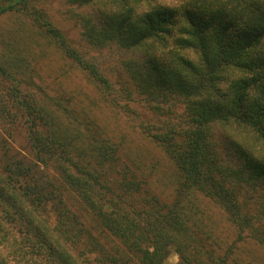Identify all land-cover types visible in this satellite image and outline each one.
<instances>
[{"label": "trees", "instance_id": "1", "mask_svg": "<svg viewBox=\"0 0 264 264\" xmlns=\"http://www.w3.org/2000/svg\"><path fill=\"white\" fill-rule=\"evenodd\" d=\"M68 1L110 3L92 30L101 44L146 47V92L131 90L137 74L127 64L132 81L119 92L39 0L2 2L0 17H34L115 105L122 95L184 104L183 119L144 126L174 165L176 198L153 192L142 164L122 157V144L81 116L73 97L39 94L34 67L0 31V126L22 122L34 151L13 152L0 133V264H169L172 252L178 264H264V0ZM220 137L240 164L224 163ZM191 192L214 201L230 233L198 215Z\"/></svg>", "mask_w": 264, "mask_h": 264}, {"label": "rangeland", "instance_id": "2", "mask_svg": "<svg viewBox=\"0 0 264 264\" xmlns=\"http://www.w3.org/2000/svg\"><path fill=\"white\" fill-rule=\"evenodd\" d=\"M5 1L7 0H0V3ZM38 4L39 10L45 11L53 24L62 31L69 46L93 62L119 92L121 87H125L123 84L127 85L132 81L128 79L130 75L126 64L137 74L134 80L138 88L136 89V85H131V90L137 92L138 89H141L140 91L146 92L144 89H146L147 82L144 80L148 72L142 73L148 58L146 47L142 46L138 50L126 51L125 48L118 45L101 44L99 43L101 39L98 38L95 30H92L95 16L102 11L108 13L111 9L110 3L95 2L84 5L78 1L39 0ZM33 5L35 4L30 3L25 12L34 14L32 12L35 8ZM33 18L26 13L19 12L2 16L0 17V31L13 42L16 50L20 51L26 61L34 67L37 92L42 95L48 94L53 98H57V95L73 97V105L77 112L81 115V111L83 116L86 113L90 115L93 121L98 126H102L115 142L122 144V157L127 155L129 158L139 161L142 164L141 170L147 174L146 177L153 192L158 194L163 201L172 203L176 198L174 165L166 158L161 149L151 142L144 126L147 124L157 126L166 121L176 122L183 119L186 115L184 104L182 102L156 104L152 101L148 103L145 99L129 100L122 95V97H118L119 105H115L111 101L112 98L103 95L92 84L88 75L77 66L78 64L76 65L72 56L69 53H62L56 43L51 40L50 34L46 36L41 31L38 22ZM89 28H91L92 38L86 35ZM10 84L3 83V87ZM148 87L152 93L157 92L154 87L150 85ZM42 95L41 98H43ZM143 95L148 96L146 93ZM143 95H137L139 97L136 98ZM115 99H117L116 94ZM158 106L162 107L160 111H158ZM222 130L223 127H220L218 134ZM0 133L8 139L13 152H18L23 156H34V151L28 140L27 129L22 122L2 125ZM218 141V149L224 163L240 164L241 161L237 160V152L228 139L220 137ZM0 157L2 156L0 155ZM189 196L191 198L196 196L194 201L203 209L202 212H198V215H201L202 218L207 217L209 224L217 232L222 235L226 233V222L214 201L202 193L191 192ZM190 197L188 200H191ZM67 201L77 208L80 215H85L80 202L73 195ZM227 230L231 231V228L229 227ZM178 262L177 253L172 252L168 263L178 264Z\"/></svg>", "mask_w": 264, "mask_h": 264}]
</instances>
